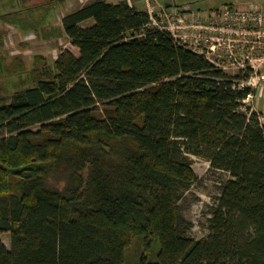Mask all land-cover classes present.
Segmentation results:
<instances>
[{
	"label": "trees",
	"instance_id": "obj_1",
	"mask_svg": "<svg viewBox=\"0 0 264 264\" xmlns=\"http://www.w3.org/2000/svg\"><path fill=\"white\" fill-rule=\"evenodd\" d=\"M54 1L30 20L27 0H7L2 18L34 27ZM61 23L77 53L37 56L34 83L0 105V264H264V121L242 83L254 70L214 66L126 1ZM192 155L229 174L200 239L181 209ZM135 238L157 242L156 259L127 263Z\"/></svg>",
	"mask_w": 264,
	"mask_h": 264
},
{
	"label": "rangeland",
	"instance_id": "obj_2",
	"mask_svg": "<svg viewBox=\"0 0 264 264\" xmlns=\"http://www.w3.org/2000/svg\"><path fill=\"white\" fill-rule=\"evenodd\" d=\"M7 0H0V105L11 101L16 90L32 85V70L37 66L35 63L37 56H42L51 63L61 50L68 48L74 53L77 49L71 45L69 39L62 29V17L79 8L83 4L80 0H59L52 2L46 7L47 17L42 19L37 26L26 29L15 27L3 20L6 11L13 10L9 5H5ZM49 0H27L26 6L34 7L32 18L40 19L43 13L42 2ZM110 2H121L122 0H106ZM132 5L139 9H147L148 12H157L162 8L169 7H191L195 10L214 9L224 4L235 5H258L264 9V0H129ZM86 2V0H82ZM4 3V4H3ZM147 3V4H146ZM17 7V6H16ZM15 7V8H16ZM34 17V18H33ZM85 24H89L85 23ZM250 67L241 68L231 65L225 71L232 75L245 73ZM254 70L253 75L243 84L250 85L254 92L246 102L253 110H258L256 106V87L259 85V76L264 74V68ZM259 92V91H257ZM263 117V116H262ZM261 119L264 121V118ZM191 164L197 175V181L186 191L181 200V209L184 217L192 222V228L188 235L195 239L206 237L209 233L207 219L210 217V208L221 194L225 182L229 179V174L211 168L210 163L204 158L190 156ZM0 239L6 246H10L9 235L0 233ZM158 243L152 245L150 251H146L143 241L139 238L133 239L131 245L126 249L125 256L127 263H137L143 258L151 261L156 259Z\"/></svg>",
	"mask_w": 264,
	"mask_h": 264
},
{
	"label": "built area",
	"instance_id": "obj_3",
	"mask_svg": "<svg viewBox=\"0 0 264 264\" xmlns=\"http://www.w3.org/2000/svg\"><path fill=\"white\" fill-rule=\"evenodd\" d=\"M153 28L168 32L182 47L204 55L214 66L264 68V9L224 4L214 9L162 8L149 12Z\"/></svg>",
	"mask_w": 264,
	"mask_h": 264
},
{
	"label": "crops",
	"instance_id": "obj_4",
	"mask_svg": "<svg viewBox=\"0 0 264 264\" xmlns=\"http://www.w3.org/2000/svg\"><path fill=\"white\" fill-rule=\"evenodd\" d=\"M89 1H91V0H86V2H82V0H80V2L84 5L85 3H87V2H89ZM122 1H126V2H128L130 5H132V2L131 1H129V0H122ZM108 2H110V1H108ZM119 2V1H118ZM118 2H112V3H118ZM147 4V3H146ZM134 6V5H133ZM136 7V6H135ZM137 8V7H136ZM137 9H139V8H137ZM142 10H146V11H148V7H147V9L145 8H143ZM259 85H263V86H259V87H256V91H255V93L257 94V96H256V106H257V108H259V110L261 111V113H262V118H264V74L263 75H261L260 74V76H259ZM257 91H259V92H257ZM256 111H258L257 109H256Z\"/></svg>",
	"mask_w": 264,
	"mask_h": 264
}]
</instances>
